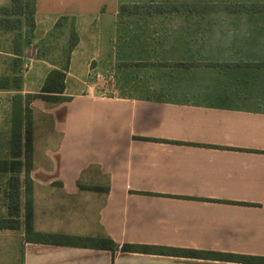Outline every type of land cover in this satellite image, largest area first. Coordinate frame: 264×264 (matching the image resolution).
Segmentation results:
<instances>
[{
  "label": "crops",
  "instance_id": "crops-1",
  "mask_svg": "<svg viewBox=\"0 0 264 264\" xmlns=\"http://www.w3.org/2000/svg\"><path fill=\"white\" fill-rule=\"evenodd\" d=\"M59 17L74 35L64 69L50 51L27 53ZM33 19L29 34L24 23L0 29V75L21 79L2 88L12 94L5 143L15 95L39 93L59 69L66 99L28 104L32 227L116 246L27 241L22 169L0 264H241L124 243L264 255V0H35ZM122 62L148 63L149 74L99 86ZM0 175L8 218L13 174Z\"/></svg>",
  "mask_w": 264,
  "mask_h": 264
},
{
  "label": "trees",
  "instance_id": "trees-1",
  "mask_svg": "<svg viewBox=\"0 0 264 264\" xmlns=\"http://www.w3.org/2000/svg\"><path fill=\"white\" fill-rule=\"evenodd\" d=\"M35 0H11L10 5L0 6V29L18 30L22 23L31 28L34 23ZM136 8L134 5H122L121 9ZM65 17H59L56 25H60ZM71 39H74L71 33ZM65 73L59 69L51 70L44 79L40 92L34 95H27L24 98L17 94L14 96L9 131V155L0 156V172L9 171L13 175L7 186L8 218H0V229L18 227V206L20 199L19 172L23 169V227L27 241L53 244H79L84 245L91 241L95 247L113 250L114 242L109 238L88 239L65 234H52L34 231L32 227L31 210V186L28 171L31 167V130H30V109L28 104L33 98H41L46 101L58 102L66 99L61 93L64 89ZM21 79L19 75L9 77L0 75V89H19ZM23 103V104H22ZM123 251L133 252H167L172 255L197 257L205 259H216L235 261L241 264H264V255L241 254L231 252H220L210 250L162 247L155 245L124 243L121 245Z\"/></svg>",
  "mask_w": 264,
  "mask_h": 264
},
{
  "label": "rangeland",
  "instance_id": "rangeland-1",
  "mask_svg": "<svg viewBox=\"0 0 264 264\" xmlns=\"http://www.w3.org/2000/svg\"><path fill=\"white\" fill-rule=\"evenodd\" d=\"M63 25L56 29L52 34H49L47 38V43L42 42V46L36 47L30 44H27V53L29 54H45V51H50L52 53L53 59L55 61V66H58L61 69L66 67V62L69 54L70 43H71V33H72V21L67 19L63 21ZM29 27L26 26V33L29 34ZM49 48H48V47ZM52 47V48H51ZM148 63H133V62H122L115 65H111L109 69L102 72L101 79L96 82H99V86L103 85L104 88L113 87L125 83H130L131 79L134 77H145L148 72H146L143 67H146ZM28 66V65H27ZM133 66V67H131ZM141 68V69H140ZM157 74V73H156ZM141 80V79H139ZM110 89V88H109ZM109 92V91H107ZM12 94L6 89H0V156L6 157L9 152V146L5 143V117L9 108L10 96ZM8 149V150H7ZM6 175H0V205L2 204L4 182ZM1 210V208H0Z\"/></svg>",
  "mask_w": 264,
  "mask_h": 264
}]
</instances>
